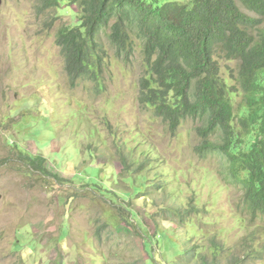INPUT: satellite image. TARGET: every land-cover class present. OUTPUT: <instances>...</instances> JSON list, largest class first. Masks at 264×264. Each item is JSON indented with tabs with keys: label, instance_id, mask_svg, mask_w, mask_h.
Segmentation results:
<instances>
[{
	"label": "rangeland",
	"instance_id": "374dc122",
	"mask_svg": "<svg viewBox=\"0 0 264 264\" xmlns=\"http://www.w3.org/2000/svg\"><path fill=\"white\" fill-rule=\"evenodd\" d=\"M60 1L0 0V264H264V221L196 151L199 122L171 134L140 104L148 68L133 35L122 60L107 30L99 83L70 84L55 38L78 9ZM215 60L232 90L238 63Z\"/></svg>",
	"mask_w": 264,
	"mask_h": 264
},
{
	"label": "trees",
	"instance_id": "16d2710c",
	"mask_svg": "<svg viewBox=\"0 0 264 264\" xmlns=\"http://www.w3.org/2000/svg\"><path fill=\"white\" fill-rule=\"evenodd\" d=\"M67 3L78 9L77 25H60L55 44L70 84L99 83L107 30L122 60L134 52L133 35L148 68L140 104L151 107L171 134L187 119L199 122L196 151L219 160L223 181L238 185L244 209L264 221V0ZM61 7L60 0H39L42 12ZM217 56L238 63L232 90L221 79ZM232 94L240 96L236 105ZM18 155L32 171L49 174L43 158Z\"/></svg>",
	"mask_w": 264,
	"mask_h": 264
}]
</instances>
